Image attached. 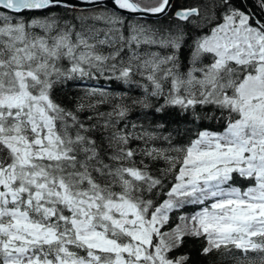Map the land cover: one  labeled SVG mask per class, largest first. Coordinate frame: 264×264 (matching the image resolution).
I'll return each instance as SVG.
<instances>
[{
	"label": "snow or ice",
	"instance_id": "obj_1",
	"mask_svg": "<svg viewBox=\"0 0 264 264\" xmlns=\"http://www.w3.org/2000/svg\"><path fill=\"white\" fill-rule=\"evenodd\" d=\"M88 3L0 0V264H264V0Z\"/></svg>",
	"mask_w": 264,
	"mask_h": 264
},
{
	"label": "trees",
	"instance_id": "obj_2",
	"mask_svg": "<svg viewBox=\"0 0 264 264\" xmlns=\"http://www.w3.org/2000/svg\"><path fill=\"white\" fill-rule=\"evenodd\" d=\"M188 4H195L196 0H187ZM58 14L65 16L68 19H71L73 15L76 13L71 12L68 9H54ZM165 21L161 20L160 23H164ZM99 82L96 84L93 81H86L84 85H76V84H69L65 86L62 90L58 92V96L62 99L65 103H74L82 94V89L85 86H97V87H104L109 91H114L120 93L123 89H127V85L118 86L119 82L116 84L111 83L110 81L106 80L105 78L101 77L98 79ZM130 95H135L137 93H129ZM101 111H106L107 107L102 106ZM87 115V113H85ZM135 113L133 114V119H135ZM159 115V114H158ZM149 120L152 119L151 116L148 118ZM166 119H175L174 116L166 117ZM162 166V165H161ZM192 209L189 208L188 211ZM203 245V241L200 239H193V238H186L183 245L178 248L174 255H181L187 254L189 257L188 264H236L235 259L233 258L234 255H239V253H224L221 252H213L207 256L201 254V248ZM252 259V264H261V261L258 258H255L254 254Z\"/></svg>",
	"mask_w": 264,
	"mask_h": 264
},
{
	"label": "water",
	"instance_id": "obj_3",
	"mask_svg": "<svg viewBox=\"0 0 264 264\" xmlns=\"http://www.w3.org/2000/svg\"><path fill=\"white\" fill-rule=\"evenodd\" d=\"M101 6L107 7V0H98ZM72 3L76 5L78 11H85L93 7L92 4L88 3V0H72Z\"/></svg>",
	"mask_w": 264,
	"mask_h": 264
},
{
	"label": "rangeland",
	"instance_id": "obj_4",
	"mask_svg": "<svg viewBox=\"0 0 264 264\" xmlns=\"http://www.w3.org/2000/svg\"><path fill=\"white\" fill-rule=\"evenodd\" d=\"M82 12H84V11H82ZM98 81V79L97 80H94L93 82H95L96 84H98L99 82H97Z\"/></svg>",
	"mask_w": 264,
	"mask_h": 264
}]
</instances>
